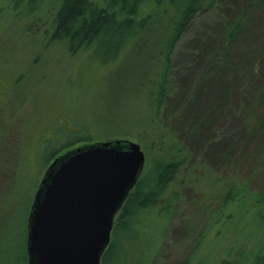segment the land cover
Masks as SVG:
<instances>
[{
	"label": "rangeland",
	"instance_id": "obj_1",
	"mask_svg": "<svg viewBox=\"0 0 264 264\" xmlns=\"http://www.w3.org/2000/svg\"><path fill=\"white\" fill-rule=\"evenodd\" d=\"M182 1L152 0L147 25L117 58L106 54L113 59L105 63L95 45L71 52L67 39H51L60 0H0V264H28L29 212L59 149L115 138L140 143L146 168L165 159L168 148H184L169 187L179 201L154 264H183L201 242L190 264L204 256L206 264L246 256L242 264H257L261 247L251 249L260 240L257 223L242 234L243 209L227 223L216 219L226 211L227 191L264 192V89L256 99L264 86L257 88L252 76L259 72L264 80V9L249 15L236 44L216 62L219 10L201 14L175 48L168 95L157 110L165 38Z\"/></svg>",
	"mask_w": 264,
	"mask_h": 264
},
{
	"label": "trees",
	"instance_id": "obj_2",
	"mask_svg": "<svg viewBox=\"0 0 264 264\" xmlns=\"http://www.w3.org/2000/svg\"><path fill=\"white\" fill-rule=\"evenodd\" d=\"M262 2L264 0H241V3L229 0L226 5L221 4V6L217 0H184L181 2L173 28L165 38L164 70L155 96L157 110L164 106L168 95L171 57L177 44L194 26L197 18L213 8L219 10L216 20L222 25L219 35L220 43L216 44V49L212 51V60L216 62V56L220 51L230 52L236 44L247 24L249 15L258 7L264 9ZM152 9V0H60L54 17L55 27L51 39L54 41L67 39L71 52L95 45L98 53L105 56L103 60L107 63L113 58L108 59L106 54L115 55L114 58H117L122 49L133 41L140 30L147 25ZM226 12L230 13L228 18L225 17ZM214 65L209 68H213ZM255 65L257 66L254 71H259L258 63ZM257 73L253 72L252 76L259 88L264 86V80L260 79L261 76L259 77V72ZM263 89L264 87L256 99L263 94ZM241 102L243 103V100ZM87 141L91 139L79 143ZM231 148L229 144L227 151H231ZM168 150L171 152L165 156V159H157V162L149 165L148 168L145 166L138 182L129 192L117 214L111 242L103 254L102 264H154L161 236L170 224L175 206L179 201L177 191H169V187L185 159L184 148L180 144ZM224 206L226 211L218 215L216 222H219L222 216L226 223L236 216L238 218L242 215L243 209V218L246 221L240 227L241 233L252 234L248 227L252 223H257L260 240L257 241L259 244L251 249L261 247L260 253L256 252L255 256L257 264H264V192L250 193L241 189L240 193H234L229 190L224 195ZM233 212H237L236 215ZM202 244L203 242L181 263L190 264L198 255V249ZM252 252L254 251L249 252L248 256ZM207 259L208 257L204 256L197 261V264H206ZM246 260L250 259H247V256L238 262L224 259L219 264H242Z\"/></svg>",
	"mask_w": 264,
	"mask_h": 264
},
{
	"label": "water",
	"instance_id": "obj_3",
	"mask_svg": "<svg viewBox=\"0 0 264 264\" xmlns=\"http://www.w3.org/2000/svg\"><path fill=\"white\" fill-rule=\"evenodd\" d=\"M145 166L141 144L127 138L87 141L55 156L29 212L28 264H102Z\"/></svg>",
	"mask_w": 264,
	"mask_h": 264
},
{
	"label": "flooded vegetation",
	"instance_id": "obj_4",
	"mask_svg": "<svg viewBox=\"0 0 264 264\" xmlns=\"http://www.w3.org/2000/svg\"><path fill=\"white\" fill-rule=\"evenodd\" d=\"M70 147H73V146H68V147H61L59 150V152L56 154V155H58L59 153H61V152H63L64 150H66V149H68V148H70ZM55 155V156H56ZM54 158V157H53Z\"/></svg>",
	"mask_w": 264,
	"mask_h": 264
}]
</instances>
